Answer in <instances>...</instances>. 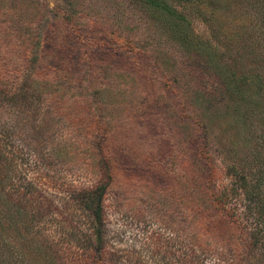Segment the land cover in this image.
Instances as JSON below:
<instances>
[{
	"label": "rangeland",
	"instance_id": "rangeland-1",
	"mask_svg": "<svg viewBox=\"0 0 264 264\" xmlns=\"http://www.w3.org/2000/svg\"><path fill=\"white\" fill-rule=\"evenodd\" d=\"M15 74L9 264H264V0H0V81ZM105 186L97 223L85 196Z\"/></svg>",
	"mask_w": 264,
	"mask_h": 264
},
{
	"label": "trees",
	"instance_id": "trees-1",
	"mask_svg": "<svg viewBox=\"0 0 264 264\" xmlns=\"http://www.w3.org/2000/svg\"><path fill=\"white\" fill-rule=\"evenodd\" d=\"M144 3L156 5L159 3V0H139ZM125 46L126 51H133L132 47L130 48L131 44L129 41L127 42V45ZM39 50H40V42L38 45L35 47V50L30 52L32 60H36V57L39 56ZM33 68H36V66L33 65ZM30 79L29 77H24L22 78L21 75H16L15 77H8L7 82L3 83L0 81V91L2 93L4 91H7L10 94V99L9 101H15L16 99H21L23 96V93L27 90V87H30ZM6 85V89H2L3 85ZM1 93V94H2ZM202 153L205 157V159L210 160V157L208 156L207 150H202ZM103 186V185H102ZM102 188V189H101ZM104 190H106L105 187H94L91 190H88L85 196V206L87 209L91 211V214L93 215L95 221L97 223H102L103 222V214H104V207H103V197H104ZM214 204L216 209L222 213V214H228V209H227V195H217L214 197ZM0 236V240H1ZM3 242H0V264H9L10 261L6 259L5 255L3 254ZM52 255V254H51Z\"/></svg>",
	"mask_w": 264,
	"mask_h": 264
}]
</instances>
